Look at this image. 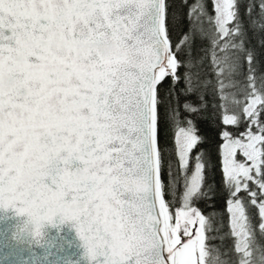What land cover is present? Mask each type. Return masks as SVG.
<instances>
[{
	"label": "snow or ice",
	"instance_id": "obj_1",
	"mask_svg": "<svg viewBox=\"0 0 264 264\" xmlns=\"http://www.w3.org/2000/svg\"><path fill=\"white\" fill-rule=\"evenodd\" d=\"M258 7L264 29V0ZM212 12L193 0L174 44L168 0H0V208L27 215L37 236L45 222H74L95 264H227L206 247V217L194 206L205 196L206 163L192 156L202 138L187 97L205 105L211 81L192 72L204 58L193 59L191 47L208 39L230 228L243 254L236 264H264L246 215L250 202L264 234V75L237 0H212ZM245 62L247 75L235 79ZM167 77L178 173L169 160L165 183L159 89Z\"/></svg>",
	"mask_w": 264,
	"mask_h": 264
},
{
	"label": "trees",
	"instance_id": "obj_2",
	"mask_svg": "<svg viewBox=\"0 0 264 264\" xmlns=\"http://www.w3.org/2000/svg\"><path fill=\"white\" fill-rule=\"evenodd\" d=\"M193 0H187V4L184 0H168L169 3V21L171 37L174 44L180 40L183 32L188 29V21L186 19L188 13V6L192 4ZM207 10L210 14L212 12V0H204ZM259 2L260 0H237L239 8V16L242 21V26L245 30V42L246 47L251 49L254 53V68L256 75H264V29L261 28L259 23ZM252 7L251 15H249V7ZM255 21V22H254ZM207 30L208 25L204 26ZM210 47L208 39L197 38L191 47V55L193 59L199 61L203 59V65L199 63L192 69V72L199 73L200 79L210 80L211 83L206 93V104L198 105L194 96L187 97L193 101V105L198 107L197 113L191 115L198 134L202 138V142L198 144L197 148L193 150L192 156L195 157L198 153H203V159L206 163L205 170V196L194 201V206L206 217V247H212L214 250H219L222 254L221 259L226 261L227 264H236L238 258L242 256V253H237L235 245L237 240L231 234L230 218L228 212L227 200L229 199L228 191L224 185V176L222 173L221 158L219 155V145L222 143L220 133L224 129V125L221 124L220 110L216 108V104L219 103L214 97V87L216 85V77L213 75V70L210 67V60L206 57V50ZM187 48H184L178 53V59L180 61L187 60L186 53ZM180 74L185 73V68L180 67L178 69ZM247 75V65L244 63L243 74L235 79L243 81L244 76ZM195 78V77H194ZM227 80V77H225ZM172 83V78H166L159 89L160 97L163 99L159 107V127H160V146L164 151L165 166L162 171V179L167 183L169 181L168 175V163L172 162V170L174 173H178V163L174 155V135L173 129L169 127L166 118V105L168 104L167 90ZM184 84L179 83L176 85L177 92L183 89ZM232 91V89H229ZM186 98L179 96V101L182 104ZM182 116H187L181 108ZM261 119H264V113L261 114ZM245 125H241L240 128L229 127L228 130L233 133H239L244 130ZM191 171V167L189 168ZM179 178V177H178ZM245 201H248L246 193L240 194ZM169 201L173 200L172 195L166 196ZM176 201V206H178ZM246 215L250 217L252 225V233L249 234V239L255 245L256 249L264 248V234L259 229L261 218L258 215V209L252 206L250 202L246 208ZM211 225V230L208 229V224ZM254 250L250 248V251ZM215 254V253H214Z\"/></svg>",
	"mask_w": 264,
	"mask_h": 264
},
{
	"label": "water",
	"instance_id": "obj_3",
	"mask_svg": "<svg viewBox=\"0 0 264 264\" xmlns=\"http://www.w3.org/2000/svg\"><path fill=\"white\" fill-rule=\"evenodd\" d=\"M73 225L57 218L45 222L37 236L27 215L0 208V264H95Z\"/></svg>",
	"mask_w": 264,
	"mask_h": 264
},
{
	"label": "rangeland",
	"instance_id": "obj_4",
	"mask_svg": "<svg viewBox=\"0 0 264 264\" xmlns=\"http://www.w3.org/2000/svg\"><path fill=\"white\" fill-rule=\"evenodd\" d=\"M238 158H239V159H243V157H239V156H238ZM230 216H231V214L229 213V218H230ZM235 238H236V237H235ZM236 240H237V242H238V238H236Z\"/></svg>",
	"mask_w": 264,
	"mask_h": 264
}]
</instances>
